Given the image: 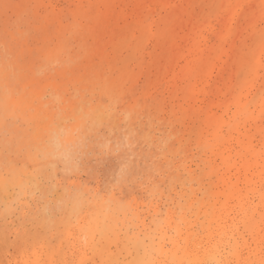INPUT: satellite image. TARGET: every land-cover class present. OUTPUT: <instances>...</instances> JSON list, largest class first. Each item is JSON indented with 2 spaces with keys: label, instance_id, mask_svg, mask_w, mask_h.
Masks as SVG:
<instances>
[{
  "label": "bare ground",
  "instance_id": "6f19581e",
  "mask_svg": "<svg viewBox=\"0 0 264 264\" xmlns=\"http://www.w3.org/2000/svg\"><path fill=\"white\" fill-rule=\"evenodd\" d=\"M94 1L78 8L74 29L93 41L86 55L94 63L90 72L99 82L98 95L114 97L117 83L137 81L130 57L142 75L154 73L150 87L167 95L169 116L181 129L176 156L185 183L182 203L165 213L156 211L150 223L140 222L138 214L121 220L118 215L129 212L126 206L97 198L93 209L67 225L68 240L90 251L99 264H264V31L250 24L252 9L245 0ZM248 1L257 12L264 11V0ZM46 20L51 24L56 17L49 14ZM67 30L58 27V32ZM60 45L52 58L68 51ZM104 63L111 75H119L102 79ZM96 108L90 118L103 125L106 107L99 103ZM57 127L47 144L34 143L32 136L31 166L0 176L1 191H11L8 200L31 195L34 200L53 163L54 147L68 156L78 145L60 144L65 127ZM60 204L72 221L85 201L68 192Z\"/></svg>",
  "mask_w": 264,
  "mask_h": 264
},
{
  "label": "rangeland",
  "instance_id": "374dc122",
  "mask_svg": "<svg viewBox=\"0 0 264 264\" xmlns=\"http://www.w3.org/2000/svg\"><path fill=\"white\" fill-rule=\"evenodd\" d=\"M0 3V176L10 169L31 166L34 159L29 161L28 150L36 142L47 144L55 138L58 124L64 125L66 133L60 144L78 143L68 156L54 147L53 163L44 172L34 200L31 195L13 202L14 198L7 199L11 191L4 194L0 189V264H99L90 251L68 240L67 225L93 209L95 199L102 197L129 209L126 216L118 215L121 220L138 214L140 222L146 223L156 218V211L165 213L181 204L185 177L176 156L181 129L169 116L167 95L159 96L150 87L154 73L142 75L131 57L127 60L138 72L137 81L117 83L114 97L98 95L99 82L90 72L94 63L86 55L93 41L74 29L78 8L94 5V0ZM245 3L255 17L250 24L264 31V11L257 12L248 0ZM49 14L56 22L48 24ZM65 26L67 31L58 32V27ZM58 44L68 51L52 58ZM117 61L116 67L121 68ZM102 69H106L102 79L119 75H111L106 63ZM99 103L106 107L103 125L90 118ZM32 136L33 142L38 139L34 143ZM186 153L193 155L188 148ZM68 192L85 201L79 215L73 213L72 221L60 204Z\"/></svg>",
  "mask_w": 264,
  "mask_h": 264
}]
</instances>
